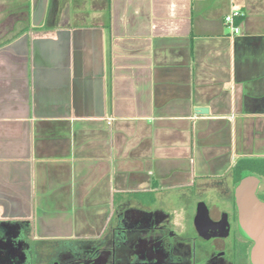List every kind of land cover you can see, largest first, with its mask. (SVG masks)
<instances>
[{
  "label": "crops",
  "instance_id": "0c3cea01",
  "mask_svg": "<svg viewBox=\"0 0 264 264\" xmlns=\"http://www.w3.org/2000/svg\"><path fill=\"white\" fill-rule=\"evenodd\" d=\"M250 175L264 0H0V224L110 250L122 219L217 216Z\"/></svg>",
  "mask_w": 264,
  "mask_h": 264
},
{
  "label": "flooded vegetation",
  "instance_id": "af4514ba",
  "mask_svg": "<svg viewBox=\"0 0 264 264\" xmlns=\"http://www.w3.org/2000/svg\"><path fill=\"white\" fill-rule=\"evenodd\" d=\"M263 190L262 180L257 188L261 201ZM207 209L209 220L197 219V206L191 224L175 223L158 209L144 221L122 219L110 250L105 245L37 249L23 226L1 223L0 264H251L252 242L240 233L234 194L219 215Z\"/></svg>",
  "mask_w": 264,
  "mask_h": 264
},
{
  "label": "water",
  "instance_id": "95a60500",
  "mask_svg": "<svg viewBox=\"0 0 264 264\" xmlns=\"http://www.w3.org/2000/svg\"><path fill=\"white\" fill-rule=\"evenodd\" d=\"M206 114V109L200 110ZM261 180L256 176L243 178L235 189V201L239 214V230L243 237L252 242L251 264H264V201L257 196ZM209 220L208 209L204 203L198 205V216Z\"/></svg>",
  "mask_w": 264,
  "mask_h": 264
},
{
  "label": "built area",
  "instance_id": "2783aa9c",
  "mask_svg": "<svg viewBox=\"0 0 264 264\" xmlns=\"http://www.w3.org/2000/svg\"><path fill=\"white\" fill-rule=\"evenodd\" d=\"M242 17L243 14L239 11H232L225 17V24L234 36L240 33V27L236 24V20Z\"/></svg>",
  "mask_w": 264,
  "mask_h": 264
},
{
  "label": "rangeland",
  "instance_id": "374dc122",
  "mask_svg": "<svg viewBox=\"0 0 264 264\" xmlns=\"http://www.w3.org/2000/svg\"><path fill=\"white\" fill-rule=\"evenodd\" d=\"M28 240L31 243V245L34 246L37 249H44V250H49L50 248L51 249L56 248L58 250L64 249V247L63 248L60 247V244L59 243H55V242L54 243L53 242H50V243L49 242H45L46 243L45 244L41 240H35L34 241L32 236ZM43 244H45V245H43ZM95 246H99V245H95ZM69 247H71V246H69Z\"/></svg>",
  "mask_w": 264,
  "mask_h": 264
}]
</instances>
